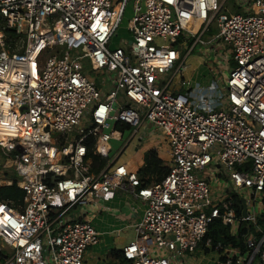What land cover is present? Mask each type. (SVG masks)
<instances>
[{"label":"built area","instance_id":"obj_1","mask_svg":"<svg viewBox=\"0 0 264 264\" xmlns=\"http://www.w3.org/2000/svg\"><path fill=\"white\" fill-rule=\"evenodd\" d=\"M227 2L0 0V146L13 157L0 187L24 193L0 200V264H84L116 191L145 206L125 264H194L201 246L227 264H264V0H233V13ZM129 4L126 52L112 40ZM198 44L212 78L193 84ZM124 126L132 133L110 161ZM90 144L107 159L98 173ZM147 144L168 155L153 185L120 162ZM217 220L232 237L247 227L246 250L204 243Z\"/></svg>","mask_w":264,"mask_h":264},{"label":"crops","instance_id":"obj_2","mask_svg":"<svg viewBox=\"0 0 264 264\" xmlns=\"http://www.w3.org/2000/svg\"><path fill=\"white\" fill-rule=\"evenodd\" d=\"M190 65L192 67L191 63ZM126 128L124 126L121 129ZM150 151L156 152L158 158L168 167V155L166 153L159 154L155 151L153 144L145 145L138 152L136 149V153L132 150V155L133 153L136 157L140 155L143 157V163H145V156ZM120 162L131 165V160L124 161L122 156ZM134 167L136 166L134 165ZM130 168L134 170L132 166ZM141 168H139L138 173ZM156 183L158 182L149 185ZM104 206L109 211H102L95 221L96 229L100 233L99 243L88 249L84 264H125L123 248L135 239V224L142 218L145 206L134 201L130 195L122 191L114 192ZM223 258L226 259L223 254L217 252L212 246H201L193 262L194 264H227L226 261H223ZM256 264L259 263L256 262Z\"/></svg>","mask_w":264,"mask_h":264},{"label":"rangeland","instance_id":"obj_3","mask_svg":"<svg viewBox=\"0 0 264 264\" xmlns=\"http://www.w3.org/2000/svg\"><path fill=\"white\" fill-rule=\"evenodd\" d=\"M226 7L228 9V11L230 12H235L237 9L233 10V0H228V2L226 3ZM132 4L128 5L127 11L125 13V17L117 31V34L114 36L113 40H112V48H116V47H122L126 52L130 51V45L127 44L125 45L124 42H128L131 40V35L130 32L128 30V25H129V20L132 18ZM218 30H217V26L216 23L211 27V32L208 33L205 36V39L208 36H212V35H216L218 34ZM201 45L198 44L196 46V50L194 51L191 59L189 60V63L192 64V67L190 69V75H191V80L192 83H204L207 80H210V78H212L211 74H210V66L207 64L210 62L209 59L204 58L199 52L201 50ZM216 60L212 59V62H214V67H218V65L215 63ZM233 64V63H231ZM194 69V71H193ZM223 70V69H222ZM87 71L89 72L91 78L95 81L96 84H100L103 80V76L99 73H92L89 70V66ZM193 71V72H191ZM175 72V67L167 73L166 77H165V82L168 81V79L173 75V73ZM192 84V85H193ZM106 90H109V86H107V88L103 89L104 92H106ZM119 104L120 105H125L126 104V99L123 97V95H120L118 98ZM116 109L118 108V106L115 107ZM113 124V123H112ZM111 124V125H112ZM114 129L113 125L111 126V128L109 130H106L107 133H111L112 130ZM132 133V128L131 129H126L125 134H124V138L122 141H117V140H111L110 141V145H111V149L112 152L110 153V157L109 160L113 161L119 154V151L122 149V147L124 146L125 142L128 141L130 135ZM1 158H3L4 160H7L8 158H13L12 154L8 153L7 151H2L0 150V163H1ZM122 160L127 161V160H131V165L133 169L135 171H138L140 167H143V157H141L140 155L136 157V155H132V150L131 147H129L122 155ZM134 165L136 167H134ZM1 169V167H0ZM6 174L8 175V177L10 179H15L14 174L12 173V171H7Z\"/></svg>","mask_w":264,"mask_h":264},{"label":"trees","instance_id":"obj_4","mask_svg":"<svg viewBox=\"0 0 264 264\" xmlns=\"http://www.w3.org/2000/svg\"><path fill=\"white\" fill-rule=\"evenodd\" d=\"M0 150L4 151L5 149L0 146ZM89 157L93 159L92 168L95 173H98L107 164V159H101L100 157L93 155V144L89 145ZM4 161L3 158H1L0 166ZM168 173V167L165 166L164 162L158 158L156 152L150 151L146 154L144 166L139 171L140 178L143 180L145 185H149L153 182H161L168 175ZM23 197V191H21L15 183L10 187H0V200L2 201L16 203L23 199ZM238 215H241V209L238 210ZM260 224L264 226V214L261 217ZM247 234L248 229L243 226L240 229V235L238 237H232L230 235L229 227L223 225L221 221L217 220L210 226L204 243H206L208 239H211L214 247L220 243L224 246L232 244L246 250L244 236ZM7 257V253L0 251V263H4L7 260ZM223 261L225 262L226 259L223 258Z\"/></svg>","mask_w":264,"mask_h":264},{"label":"water","instance_id":"obj_5","mask_svg":"<svg viewBox=\"0 0 264 264\" xmlns=\"http://www.w3.org/2000/svg\"><path fill=\"white\" fill-rule=\"evenodd\" d=\"M242 204H243L242 215L245 217V215H246V208H245V204H244V201L243 200H242Z\"/></svg>","mask_w":264,"mask_h":264},{"label":"bare ground","instance_id":"obj_6","mask_svg":"<svg viewBox=\"0 0 264 264\" xmlns=\"http://www.w3.org/2000/svg\"><path fill=\"white\" fill-rule=\"evenodd\" d=\"M3 144H6V140L5 139H1L0 140Z\"/></svg>","mask_w":264,"mask_h":264}]
</instances>
